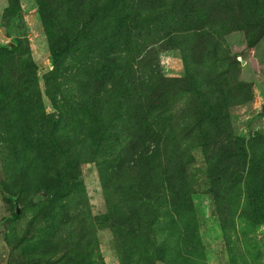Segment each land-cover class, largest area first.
I'll list each match as a JSON object with an SVG mask.
<instances>
[{
    "label": "rangeland",
    "instance_id": "obj_1",
    "mask_svg": "<svg viewBox=\"0 0 264 264\" xmlns=\"http://www.w3.org/2000/svg\"><path fill=\"white\" fill-rule=\"evenodd\" d=\"M0 264H264V0H0Z\"/></svg>",
    "mask_w": 264,
    "mask_h": 264
}]
</instances>
